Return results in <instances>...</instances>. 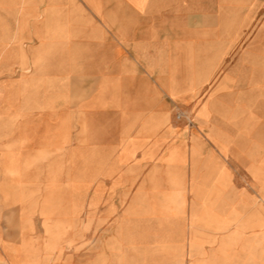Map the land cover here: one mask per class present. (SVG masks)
Masks as SVG:
<instances>
[{
  "label": "crops",
  "instance_id": "1",
  "mask_svg": "<svg viewBox=\"0 0 264 264\" xmlns=\"http://www.w3.org/2000/svg\"><path fill=\"white\" fill-rule=\"evenodd\" d=\"M256 62L264 77V0H0V162L15 175L17 158L99 152L155 207L153 231L186 239L173 261L204 264L211 239L212 264H247L264 249V181L253 197L236 175L264 157L247 161L234 81ZM193 104L190 128L173 121Z\"/></svg>",
  "mask_w": 264,
  "mask_h": 264
},
{
  "label": "rangeland",
  "instance_id": "2",
  "mask_svg": "<svg viewBox=\"0 0 264 264\" xmlns=\"http://www.w3.org/2000/svg\"><path fill=\"white\" fill-rule=\"evenodd\" d=\"M259 66L252 63L250 76L234 81L247 85V161L264 157V77ZM29 96L34 100L35 95ZM196 117L195 104L173 112V121L189 128ZM64 128L76 131L81 148L85 127ZM89 154L77 150L71 159L17 158L11 164L15 175L0 162V264H178L172 260L179 258L173 246L186 239L154 232L148 214L155 207L133 204V192L123 188L113 158ZM251 169L247 164V174L236 175V180L247 182V193L256 197L264 173ZM211 241H204V264H212L216 248ZM263 254L264 249L247 250V264H261L249 258ZM236 257L245 262L241 253Z\"/></svg>",
  "mask_w": 264,
  "mask_h": 264
}]
</instances>
